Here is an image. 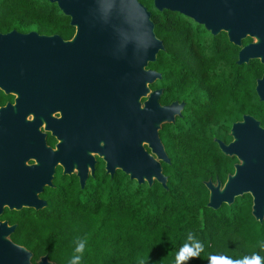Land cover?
Listing matches in <instances>:
<instances>
[{"label":"trees","instance_id":"obj_1","mask_svg":"<svg viewBox=\"0 0 264 264\" xmlns=\"http://www.w3.org/2000/svg\"><path fill=\"white\" fill-rule=\"evenodd\" d=\"M138 1L151 12V0ZM60 15L48 0H0L2 24L50 31L62 22ZM156 32L164 37L162 27ZM234 49V56H226L234 59L218 56L213 61L159 52L149 68L162 79L151 88H164L161 105L186 103L183 117L161 132L171 161L164 165L167 188L154 182L134 189L58 191L13 238L32 253V264L43 256L71 264L77 255L79 264H264V220L252 216L250 195L213 210L202 183L209 176L224 182L233 170V161L218 150L214 137L229 141L231 123L245 113L264 128V103L255 92L264 67L258 60L238 65ZM202 162L215 170L201 172ZM80 241L85 247L77 253Z\"/></svg>","mask_w":264,"mask_h":264},{"label":"flooded vegetation","instance_id":"obj_2","mask_svg":"<svg viewBox=\"0 0 264 264\" xmlns=\"http://www.w3.org/2000/svg\"><path fill=\"white\" fill-rule=\"evenodd\" d=\"M154 1L151 0V12L148 11L155 36L162 42L163 51L169 58L213 61L223 56L234 59L226 57L234 56L237 46L230 40L226 28L229 16L225 11L221 13L218 1L165 0L162 8ZM57 9L62 22L50 31H44L38 25L0 22V36L16 33L10 41V44L19 45L16 51L41 47L40 37L58 36L64 43H70L68 46L56 43V62L52 70L37 71L35 77L26 72L0 71L3 76L0 77V224L5 229L14 227L5 235L18 246L21 245L13 238L21 234L19 228L25 226L30 214L37 215L46 209L50 197L58 196V191L86 192L108 187L134 189L140 185L138 178H131L127 173L129 168L133 170L138 165L134 156V130L140 102L135 79L138 68L134 62L126 64V69H123V63L117 65L113 61L105 65L93 63L86 39L82 42L76 38L77 30L71 18ZM157 27L164 30L163 38L158 36ZM27 35L32 37L25 38ZM253 41L247 37L241 43L245 46ZM237 48L236 61L240 50ZM22 57L15 55L17 59ZM149 64L146 70H151ZM102 66L109 69H93ZM115 66L121 68L115 69ZM124 75L132 79H123ZM149 88L151 91L162 89L164 94L162 87L151 88L149 85ZM183 103L181 116H175V122L183 117L186 108ZM245 115L249 114L245 113L231 123L229 141L212 139L220 152L217 141L232 142V126ZM164 125L167 124L161 126L159 137L169 158L161 136ZM226 157L233 161L232 173L224 182L212 176L202 180L206 189L208 182L214 186L220 182L223 186L227 177L234 174L239 161L235 156ZM169 164L160 161L165 177L164 165ZM199 170L211 172L215 166L208 170L202 162ZM26 189H42L35 195L47 206L40 210L25 206Z\"/></svg>","mask_w":264,"mask_h":264},{"label":"water","instance_id":"obj_3","mask_svg":"<svg viewBox=\"0 0 264 264\" xmlns=\"http://www.w3.org/2000/svg\"><path fill=\"white\" fill-rule=\"evenodd\" d=\"M57 5L63 15L71 18L76 26V38L90 48L93 63L108 64L111 61L119 65L134 62L138 68L135 74L138 83L139 109L138 120L134 130V156L138 165L128 169L131 178H138L139 184L151 186L154 181L167 188V177L162 173L160 161L169 164L164 146L159 137L163 124L175 122V116H181L184 103L174 101L169 105L160 104L162 89L151 91L153 85L162 79L156 70H146L149 63L156 61L159 52L164 50L162 42L154 32L151 13L138 0H48ZM220 11L229 16L226 28L230 40L239 47L238 65L249 64L250 60H258L264 66V0H216ZM155 5L162 8L165 0H155ZM15 32L0 36V71L26 72L35 77L40 70H52L55 58V44L65 46L58 36L40 37L41 47L25 51H16V44H10ZM35 35V34H33ZM32 37L27 35L25 38ZM247 37L253 42L242 46L241 41ZM11 47V48H10ZM16 54L24 57L15 58ZM115 66V69H120ZM98 71L108 70L106 66L98 67ZM0 77H3L0 75ZM30 77V76H28ZM108 78V77H105ZM121 78V76H120ZM123 79H132L124 75ZM255 92L264 102V72L257 79ZM142 99H145L142 101ZM137 103V101H136ZM233 141L225 144L217 141L221 152L226 156L237 157L234 174L227 177L223 186L206 183L209 191L207 207L218 210L222 205L230 206L236 198L250 195L252 198L251 214L256 221L264 220V128L260 122L250 115L243 116L240 122L234 123L231 129ZM147 146L150 153L146 150ZM132 150V147L129 151ZM130 154V152H129ZM42 189H26L23 204L28 208L40 210L47 205L36 197ZM20 207L19 205H17ZM14 227L5 229L0 224V264H32V253L26 248L15 245L5 235ZM37 264H55L47 256L39 259Z\"/></svg>","mask_w":264,"mask_h":264},{"label":"clouds","instance_id":"obj_4","mask_svg":"<svg viewBox=\"0 0 264 264\" xmlns=\"http://www.w3.org/2000/svg\"><path fill=\"white\" fill-rule=\"evenodd\" d=\"M84 247H85V242L84 241H80L78 243V245H77L76 252L77 253H82ZM80 259H81L80 255H77V256L73 257V259L71 261V264H79Z\"/></svg>","mask_w":264,"mask_h":264},{"label":"rangeland","instance_id":"obj_5","mask_svg":"<svg viewBox=\"0 0 264 264\" xmlns=\"http://www.w3.org/2000/svg\"><path fill=\"white\" fill-rule=\"evenodd\" d=\"M158 82V81H157Z\"/></svg>","mask_w":264,"mask_h":264}]
</instances>
